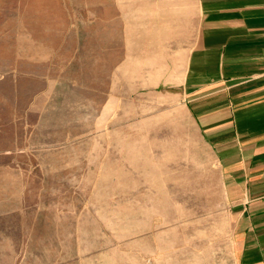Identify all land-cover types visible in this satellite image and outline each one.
<instances>
[{"label": "rangeland", "instance_id": "obj_1", "mask_svg": "<svg viewBox=\"0 0 264 264\" xmlns=\"http://www.w3.org/2000/svg\"><path fill=\"white\" fill-rule=\"evenodd\" d=\"M198 0H0V264H236L182 92Z\"/></svg>", "mask_w": 264, "mask_h": 264}, {"label": "crops", "instance_id": "obj_2", "mask_svg": "<svg viewBox=\"0 0 264 264\" xmlns=\"http://www.w3.org/2000/svg\"><path fill=\"white\" fill-rule=\"evenodd\" d=\"M182 92L211 148L236 264H264V0H198Z\"/></svg>", "mask_w": 264, "mask_h": 264}]
</instances>
